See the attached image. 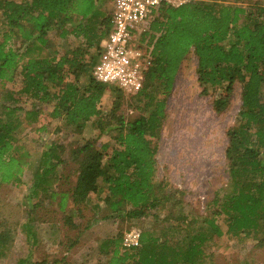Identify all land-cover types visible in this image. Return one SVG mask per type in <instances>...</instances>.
<instances>
[{
    "label": "trees",
    "instance_id": "16d2710c",
    "mask_svg": "<svg viewBox=\"0 0 264 264\" xmlns=\"http://www.w3.org/2000/svg\"><path fill=\"white\" fill-rule=\"evenodd\" d=\"M104 1L0 0V84L17 83L9 97L12 102L26 99L24 104L30 101L31 107H15L9 111H23L22 118L0 121L1 180L18 184L27 153L15 144L16 130L37 121L40 111L36 104L55 102L51 118L62 117L65 127L78 136L88 123L98 132L68 149L72 173L59 180L75 175L74 185L68 192L49 194L59 196L61 211L68 197L79 206L101 187L106 194L103 220L150 216L156 221L167 201L171 208H179L181 199L173 200L179 192L165 190L163 182L154 183L156 151L151 140L159 132L178 68L192 50L197 83L202 94L216 92L212 102L216 112L226 108L233 86L241 87L238 124L226 132L224 152L234 193L211 200L214 211L212 219L204 222L207 230L181 238L185 244L171 240L173 230H144L134 248H124L119 235L104 242L101 251L110 254L107 264H203L205 242L222 235L216 223L219 218L227 225L228 234L253 233L264 239V166L259 159L264 149V7L256 5L254 11H246L222 0H187L176 8L161 5L135 35L134 45L149 63L141 87L127 101L137 115L127 119L122 112L124 92L96 82L92 75L100 43L113 30ZM241 16L248 22L239 26ZM52 30L55 35L49 38ZM68 36L77 45L59 55L55 43ZM10 41L18 42V47H7ZM106 92L112 97L107 112L100 108ZM137 99L145 100L143 107L130 103ZM104 136L107 141L101 140ZM61 151V144L47 146L40 162H48V166L35 173L38 183L34 188L41 185L46 191V175L53 174L56 164H67L60 158ZM92 219L87 227L99 221ZM180 227L176 232L182 231ZM5 234L0 232V245Z\"/></svg>",
    "mask_w": 264,
    "mask_h": 264
},
{
    "label": "rangeland",
    "instance_id": "374dc122",
    "mask_svg": "<svg viewBox=\"0 0 264 264\" xmlns=\"http://www.w3.org/2000/svg\"><path fill=\"white\" fill-rule=\"evenodd\" d=\"M222 2L241 6L246 11H254L256 5L264 7V0ZM111 3L112 0L104 1L108 15L113 11ZM244 22L248 21L241 16L237 24L240 26ZM54 35L52 30L49 38ZM18 44L10 41L7 47L15 49ZM76 45V40L68 36L63 41L57 40L55 48L60 55ZM16 84H0V121L10 117L22 118L23 111L10 112L15 107H24L25 110L31 108L30 101L24 104L26 99L12 102L9 94L16 91ZM240 91V85L235 84L226 108L216 112L212 106L216 92L202 94L197 83L193 51L190 50L181 62L166 97L162 124L151 144L156 151L154 183L163 182L165 190L179 192L180 195L173 200L178 202L181 199L182 204L179 208H171L172 205L167 201L165 209L158 212L156 221L150 216L131 220L117 217L101 219L106 214L103 203L106 194L102 187L98 192L89 194L86 202L79 206H74L68 197L61 211L59 196L50 197L49 194L59 190L68 192L74 185L75 175L66 181L59 180L61 175L72 173L68 169L73 167L67 162L68 149L81 142L82 138H92L98 132L88 123L82 135L78 136L65 127L62 117L51 118L55 102L36 104L40 111L37 121L19 126L15 133V144L22 147L21 152L27 153L23 157L24 167L18 177V184L0 178V232H6L0 245V264H37L42 261L45 264H107L110 254L101 251L102 244L119 235L122 239L129 229L139 232L155 230L156 233L168 230L170 233L173 230L170 235L174 242L182 241L181 238L186 235L195 237L203 232V228L207 230L204 222L212 219L214 211L209 204L211 200L215 196L222 199L234 193L224 152L228 143L226 132L238 124ZM136 92L124 93L122 112L127 119L137 115L127 102L128 97ZM111 103L112 97L106 92L100 108L107 112ZM130 103L143 107L145 100L137 99ZM101 140L107 141L108 138L104 136ZM52 143L63 146L64 151L59 154L67 164L54 163L56 168L53 174L46 175V191H43L41 185L33 187L38 183L35 173L37 170L38 174L41 173L48 166V162L41 163L40 158ZM260 153L259 159L264 166V149ZM35 205L37 207L30 211ZM166 217L169 221L162 223ZM92 218L99 221L87 227ZM216 223L222 235L205 242L204 253L207 258H204L203 264H264L262 235L228 234L222 218L217 219ZM179 225L182 231L176 232Z\"/></svg>",
    "mask_w": 264,
    "mask_h": 264
},
{
    "label": "built area",
    "instance_id": "2783aa9c",
    "mask_svg": "<svg viewBox=\"0 0 264 264\" xmlns=\"http://www.w3.org/2000/svg\"><path fill=\"white\" fill-rule=\"evenodd\" d=\"M187 0H113V30L100 43V56L92 75L96 82L113 86L124 93L138 91L149 60L134 45L135 35L142 32L161 5L172 8ZM140 232L129 229L122 237L126 249L139 244Z\"/></svg>",
    "mask_w": 264,
    "mask_h": 264
},
{
    "label": "crops",
    "instance_id": "0c3cea01",
    "mask_svg": "<svg viewBox=\"0 0 264 264\" xmlns=\"http://www.w3.org/2000/svg\"><path fill=\"white\" fill-rule=\"evenodd\" d=\"M112 3H113V1H112Z\"/></svg>",
    "mask_w": 264,
    "mask_h": 264
}]
</instances>
